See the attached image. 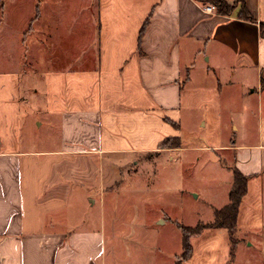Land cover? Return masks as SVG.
Returning <instances> with one entry per match:
<instances>
[{
    "label": "crops",
    "instance_id": "obj_1",
    "mask_svg": "<svg viewBox=\"0 0 264 264\" xmlns=\"http://www.w3.org/2000/svg\"><path fill=\"white\" fill-rule=\"evenodd\" d=\"M206 6L0 0V264H177L182 233L171 252L146 217L106 200L130 165L174 160L187 129L249 177L238 231L261 228L264 245V0H245L253 21L242 3L229 15ZM29 90L44 94L52 131L40 143L24 135ZM167 137L181 147L159 148ZM223 238L230 252L226 228L191 236L181 264H216Z\"/></svg>",
    "mask_w": 264,
    "mask_h": 264
},
{
    "label": "rangeland",
    "instance_id": "obj_2",
    "mask_svg": "<svg viewBox=\"0 0 264 264\" xmlns=\"http://www.w3.org/2000/svg\"><path fill=\"white\" fill-rule=\"evenodd\" d=\"M22 83L28 89L44 86L43 79L33 77L23 78ZM25 96L24 135L32 136L38 141L36 143L44 142V138L52 134L45 113L39 109L40 103L44 102V94L37 96L29 90ZM41 122L44 124H39ZM183 132V144L187 148L170 154L174 160H170L166 154L161 161L138 167L130 165L118 176L120 184L106 200L107 209L114 202L119 214L127 218L133 215L146 217L150 229L167 235L171 252L180 249V246L173 244L175 236L181 234L176 222L194 226L200 221H212L214 209L229 202L233 185L232 171L221 165L222 162L232 167V155H220L217 160L214 152L195 148L207 144L202 134L191 133L190 129ZM158 213L165 214L170 220L166 219V223L157 222L155 219ZM237 236L241 244L234 264H264L261 228L240 229ZM218 241L216 260L212 263L225 264L229 256L228 240L223 238Z\"/></svg>",
    "mask_w": 264,
    "mask_h": 264
},
{
    "label": "trees",
    "instance_id": "obj_3",
    "mask_svg": "<svg viewBox=\"0 0 264 264\" xmlns=\"http://www.w3.org/2000/svg\"><path fill=\"white\" fill-rule=\"evenodd\" d=\"M203 4H210L215 7V10L219 14L229 15L234 8L242 3V10L240 16L247 20H254L245 6V0H198ZM261 33L264 35V25H261ZM144 30V27L142 31ZM181 147V139L179 137H167L159 145V148H174ZM233 172V185L229 193V202L221 207L214 209V219L211 222L204 223L199 222L195 226H188L177 222L178 228L182 233V253L177 257V264H181L184 260L190 258L193 252V247L190 241L191 236L200 233L206 228H226L229 234L230 240V252L229 260L226 264H232L235 255L237 245L240 242L238 238V214L240 204L243 197L248 192V179L249 177L244 175L237 167L232 168Z\"/></svg>",
    "mask_w": 264,
    "mask_h": 264
},
{
    "label": "built area",
    "instance_id": "obj_4",
    "mask_svg": "<svg viewBox=\"0 0 264 264\" xmlns=\"http://www.w3.org/2000/svg\"><path fill=\"white\" fill-rule=\"evenodd\" d=\"M205 10L208 12H213L214 11V7L213 6H206Z\"/></svg>",
    "mask_w": 264,
    "mask_h": 264
}]
</instances>
